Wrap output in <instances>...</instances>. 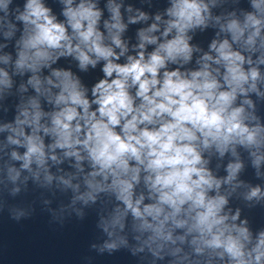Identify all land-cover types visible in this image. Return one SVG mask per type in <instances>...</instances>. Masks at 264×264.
Listing matches in <instances>:
<instances>
[{
	"label": "clouds",
	"instance_id": "9594fccd",
	"mask_svg": "<svg viewBox=\"0 0 264 264\" xmlns=\"http://www.w3.org/2000/svg\"><path fill=\"white\" fill-rule=\"evenodd\" d=\"M217 2L170 0L131 43L124 35L129 25L150 17L136 9L125 22L122 0H107V19L100 0H60L59 17L45 0H26L22 9L0 0V34L10 40L20 33L15 61L11 54L0 56L12 64L11 74L0 67V99L14 75L29 74L19 91L31 86L35 93L17 105L14 123L0 125V132L11 133L5 148L26 149L11 152L21 163L19 169L8 165L7 177L15 182L26 170L39 180L43 173L46 183L55 178L79 192L73 179L82 176L87 191L73 204L110 194L114 199L101 226L115 239L101 251L128 244L116 230L123 232L130 216L139 242L134 253L147 249L153 257L171 256V264H201L181 247L187 244L203 264H264V230L254 235L239 208L225 210L231 191L221 194L222 185L235 191L243 184L233 183L244 168L238 146L258 176L264 162V124L249 96L264 97L258 87L264 84V0H250L252 10H241L243 19L235 10L214 16ZM209 26L219 30L204 51L192 43V33ZM61 58L74 60L80 72L100 66L101 75L87 85L70 67H53ZM42 101L51 108L45 110ZM228 153L236 160L219 177L210 167L212 156ZM66 159H74L76 175L54 177L49 161ZM244 198L259 201L264 190L250 187Z\"/></svg>",
	"mask_w": 264,
	"mask_h": 264
},
{
	"label": "water",
	"instance_id": "95a60500",
	"mask_svg": "<svg viewBox=\"0 0 264 264\" xmlns=\"http://www.w3.org/2000/svg\"><path fill=\"white\" fill-rule=\"evenodd\" d=\"M26 0H13L10 8L19 5L22 9ZM48 6H51L54 13L58 15L63 5L60 0H45ZM121 2V0H117ZM124 7L121 8L122 16L125 22L130 15H136V9L149 14L148 21H142L135 25H129L125 38L131 43L136 42L137 30L146 27L153 22L156 13L163 14L165 9L170 6V0H122ZM107 0H100V7L103 10L104 19L109 18L110 13L105 5ZM133 6V12L126 11L127 6ZM235 10L237 15L243 19L241 10L251 11L250 0H218L217 5L211 8L212 14L225 15ZM2 14V13H0ZM62 19V17H60ZM167 18V17H165ZM218 27L209 26L201 31L197 29L192 33L194 39L192 43L200 46L204 51H208L211 41L216 38ZM223 35V34H222ZM20 33L17 32L13 38L6 40L0 34V44H7L6 48L0 49V56L5 53L11 54L12 61L16 59L15 41L19 38ZM152 46H149L151 49ZM257 53L253 56L256 59ZM195 67V64L192 65ZM0 67H6L10 74L12 73V64L5 65L0 60ZM53 67H70L74 72L80 75L82 81L91 85L97 80L101 73L99 67L93 70L89 68L88 72H80L76 66V62L71 58H61ZM261 71L264 73V65H261ZM44 75L48 74V70H42ZM24 77L14 75L13 86L8 90L3 99H0V125L4 123H14L18 114L17 105L26 102L28 97L35 95L31 86H28L27 92L19 91L21 82L27 80ZM261 92H264V84L258 85ZM254 101L256 108L255 114L260 118V122L264 124V97H258L255 93L249 94ZM45 110L51 108L50 105L42 101ZM252 111V109H249ZM26 131L28 129L26 128ZM11 135L8 131L0 132V264H171L173 258L164 255L163 259L153 257L150 252L145 249L144 252H135L134 249L139 246L133 237L138 233H133L131 228V217L129 216L127 226L123 232L119 229L116 231L119 235L125 236L128 244L119 245L116 250L109 252L104 249L101 251L105 241L111 242L115 237H109L101 226V218H108V211L111 208L113 197L107 193H99L96 203L89 202L84 204L83 201H76L73 204V198L87 191L86 186L82 183V176L73 179V183H80L79 192L74 191L71 187H66L53 179L51 184L44 180L43 173L39 180L32 177L26 170H21L20 178L13 182L7 177V166L12 165L19 169V161L11 159V152L16 150L23 154L26 150L23 147L7 144V136ZM240 159L244 163V168L237 175V183L242 181L235 191L231 190L230 185H222L221 194L229 196V203L226 211L231 209L235 213L236 209L241 210L240 220L247 219L248 227L255 235L260 230H264V198L259 201L253 199L246 200L244 197L250 190V187L259 185L264 190V162L259 168L260 175H257V169L252 165V158L248 152L242 147L237 148ZM264 151V150H262ZM236 157L230 153L220 158L218 154H214L211 159L210 167L219 177H225L227 163L234 162ZM74 159H66L62 164H53L49 161V170L54 177L68 174L76 175L77 170L72 166ZM219 165V167H217ZM33 169L36 165L33 164ZM85 171L89 170L88 164L84 163ZM27 177V180H25ZM19 191H14V189ZM147 202V201H146ZM79 213V214H78ZM239 220L236 223L239 224ZM177 234H182L177 230ZM95 245V247H93ZM186 252L191 253L190 258L200 260L203 264V257H196L187 244L181 246ZM166 251V250H165ZM214 264H221L219 260H215Z\"/></svg>",
	"mask_w": 264,
	"mask_h": 264
}]
</instances>
